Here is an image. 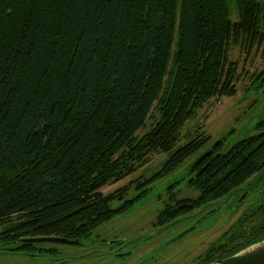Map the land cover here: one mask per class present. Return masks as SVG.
<instances>
[{"label": "trees", "instance_id": "obj_1", "mask_svg": "<svg viewBox=\"0 0 264 264\" xmlns=\"http://www.w3.org/2000/svg\"><path fill=\"white\" fill-rule=\"evenodd\" d=\"M259 51L264 0H0V240L91 236L140 196L128 199L141 182L105 186L164 151L150 179L169 174L205 146V132L178 145L183 127L235 94ZM251 78L264 86V66ZM222 147L190 165L198 196L170 184L155 221L234 195L231 223L199 264L264 238V131Z\"/></svg>", "mask_w": 264, "mask_h": 264}, {"label": "rangeland", "instance_id": "obj_2", "mask_svg": "<svg viewBox=\"0 0 264 264\" xmlns=\"http://www.w3.org/2000/svg\"><path fill=\"white\" fill-rule=\"evenodd\" d=\"M243 62L244 54L240 57V69ZM245 65L249 69L248 74L242 73L236 80V93L211 99L183 127L182 140L178 142V145L185 143L199 132H205L210 137L201 150L185 160L175 171L150 179L161 170L170 154L169 151L157 153L150 162L123 180L103 188V191L110 192L130 181H135V184L141 182V185L132 190L128 197L131 199L140 194L139 198L126 210L100 224L88 238V243L94 244L102 255L101 253L96 255L92 261L89 259L86 261L87 257H84L85 260H81V264H91V262L92 264H190L193 262L192 258L203 252L212 240L227 229L231 223L233 200L236 199L234 195L222 204L221 209L207 216L205 208L203 210L196 208L177 217L176 221L163 228H158L155 221L158 212L169 198L167 187L170 184L176 182L174 185L178 197L198 196L199 191L189 188L187 180L190 177L188 171L192 161L202 152L210 149L219 140L223 141L222 151H226L239 140L264 131V124H262L264 121V86L259 87L260 83L257 82L253 84L251 78L255 70L263 68L264 53L259 51L254 55L253 61H248ZM150 124L151 122L148 121L147 126L139 130V134L146 132ZM197 218H200L198 227L173 240L181 232L194 226ZM116 237L133 239L127 245L134 251L132 256L114 258L105 253L104 249L110 247L100 239L112 240ZM58 247L62 246L58 245ZM68 248L75 252H82L86 249L85 247H78V250H76L77 247ZM144 260L146 261L142 262ZM53 263V260L41 259L35 264ZM0 264H21V262L11 255L0 254Z\"/></svg>", "mask_w": 264, "mask_h": 264}, {"label": "flooded vegetation", "instance_id": "obj_3", "mask_svg": "<svg viewBox=\"0 0 264 264\" xmlns=\"http://www.w3.org/2000/svg\"><path fill=\"white\" fill-rule=\"evenodd\" d=\"M242 195L238 198L237 203L239 202V199L242 197ZM180 198H185V197H180ZM222 204H223V200L222 202L214 204L212 206L205 203L196 208L200 210H203L205 208V212H206L205 214H207L212 209H215V208H218V210L221 209ZM196 208H194L193 210H195ZM238 213L235 214L233 218H235L238 215ZM173 221H176V220H173ZM173 221L165 223V224L157 225V226L158 228H163L166 225H170ZM199 223H200V218H197L194 223L195 224L194 226L198 227ZM46 236H49V235H46ZM88 238L84 240H79L78 238H69L72 240H75V239L78 240L79 242H77L76 244L50 242V241H42V242L27 241L26 237H18V238L12 239L8 243L4 240H0V244H3L2 246H0V254L11 255L17 260H19L21 264H35L37 260H41V259L53 260L54 261L53 264H67L71 261H76V262H71L70 264H81L82 263L81 260H85L84 257H87L86 261H88V259L92 261L94 260V257L96 255L101 253L99 249H97L96 246H94V244L88 243L87 241ZM100 240H102L104 244L109 245L110 248L104 249V251L107 255L112 256L114 258H122V257L128 258V256L130 257L134 253L133 249H130L127 247L128 243L131 240H133L132 238L116 237V238H113L112 240L108 238H101ZM210 243L207 245L206 248H208ZM58 245L62 247H58ZM68 247H77L76 250L79 249L78 247H85L86 249L85 251H82V252H77V251L75 252V251H70ZM122 253H128V255L121 256L120 254ZM200 254L192 258L193 262H191L190 264H199V261L201 258H198V257ZM145 261L146 260L142 262H145Z\"/></svg>", "mask_w": 264, "mask_h": 264}, {"label": "water", "instance_id": "obj_4", "mask_svg": "<svg viewBox=\"0 0 264 264\" xmlns=\"http://www.w3.org/2000/svg\"><path fill=\"white\" fill-rule=\"evenodd\" d=\"M247 191L242 195V197L239 199V201L244 200L247 195ZM218 208L210 210L207 215H210L214 212H216ZM196 226L189 227L185 231L181 232L179 235H177L173 240H176L185 234H187L189 231L193 230ZM27 241H36V242H42V241H50V242H59V243H69V244H76L79 242L78 240H72L67 237L63 236H55V235H49V236H39V237H31L27 238ZM121 256H126L128 253H122ZM206 264H264V238L251 243L247 245L246 247L234 252L233 254L220 258L214 262L206 263Z\"/></svg>", "mask_w": 264, "mask_h": 264}]
</instances>
